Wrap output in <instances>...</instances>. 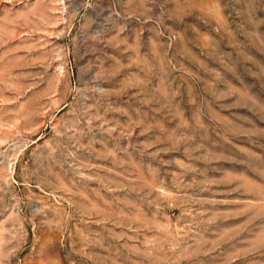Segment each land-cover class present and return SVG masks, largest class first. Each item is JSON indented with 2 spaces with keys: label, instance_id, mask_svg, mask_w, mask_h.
Returning <instances> with one entry per match:
<instances>
[{
  "label": "rangeland",
  "instance_id": "rangeland-1",
  "mask_svg": "<svg viewBox=\"0 0 264 264\" xmlns=\"http://www.w3.org/2000/svg\"><path fill=\"white\" fill-rule=\"evenodd\" d=\"M0 264H264V0H0Z\"/></svg>",
  "mask_w": 264,
  "mask_h": 264
}]
</instances>
